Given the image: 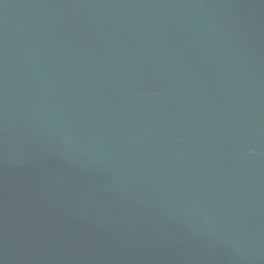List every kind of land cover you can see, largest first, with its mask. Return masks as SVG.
I'll use <instances>...</instances> for the list:
<instances>
[{
	"label": "water",
	"instance_id": "1",
	"mask_svg": "<svg viewBox=\"0 0 264 264\" xmlns=\"http://www.w3.org/2000/svg\"><path fill=\"white\" fill-rule=\"evenodd\" d=\"M0 264H264V0H0Z\"/></svg>",
	"mask_w": 264,
	"mask_h": 264
}]
</instances>
